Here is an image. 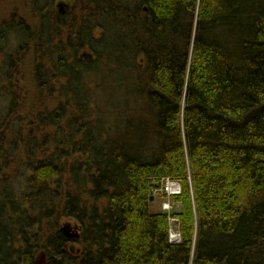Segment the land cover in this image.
<instances>
[{
	"label": "trees",
	"instance_id": "1",
	"mask_svg": "<svg viewBox=\"0 0 264 264\" xmlns=\"http://www.w3.org/2000/svg\"><path fill=\"white\" fill-rule=\"evenodd\" d=\"M57 1L0 19V264H264V0Z\"/></svg>",
	"mask_w": 264,
	"mask_h": 264
},
{
	"label": "rangeland",
	"instance_id": "2",
	"mask_svg": "<svg viewBox=\"0 0 264 264\" xmlns=\"http://www.w3.org/2000/svg\"><path fill=\"white\" fill-rule=\"evenodd\" d=\"M63 1L68 5V8L64 9V13H59L58 8L56 7V11L61 15L70 14L69 17L76 14V5L74 0H58L57 2ZM78 6V4H77ZM15 11L18 13V16L22 17L25 22L34 27L37 23V17L32 11L29 0H0V19L8 18L10 13ZM67 21V17H65ZM69 19V18H68ZM35 54L31 50L26 51L24 56L21 57L19 61V69H18V88L23 93L22 103H24V108H30L34 101L35 96V80H34V62ZM50 101V100H49ZM53 102V101H52ZM166 201L164 196L158 195L155 198L154 203L151 206V209L154 211H159L162 209V202ZM171 230L174 232L176 230V224L172 222Z\"/></svg>",
	"mask_w": 264,
	"mask_h": 264
},
{
	"label": "bare ground",
	"instance_id": "3",
	"mask_svg": "<svg viewBox=\"0 0 264 264\" xmlns=\"http://www.w3.org/2000/svg\"><path fill=\"white\" fill-rule=\"evenodd\" d=\"M59 12V11H58ZM181 193V184L178 180L172 179V178H163L160 185L157 187H154L152 190V197H151V206L155 201V198L158 195L164 196L166 201L162 202V209L159 211L165 212L169 215L170 220V231H169V240L172 243H177L180 241V232L178 229V225L176 223V219L172 217V214L175 212H178L180 209V205L177 203L172 202V196L179 195ZM154 211V210H152ZM157 212V211H154ZM172 222L176 224V230L173 232L171 230ZM78 232H75V234H71L74 238L78 237ZM179 235V238L175 240V237Z\"/></svg>",
	"mask_w": 264,
	"mask_h": 264
},
{
	"label": "water",
	"instance_id": "4",
	"mask_svg": "<svg viewBox=\"0 0 264 264\" xmlns=\"http://www.w3.org/2000/svg\"><path fill=\"white\" fill-rule=\"evenodd\" d=\"M56 7L58 8L59 13H64V9L68 8V5L65 4L63 1H61V2H57ZM65 233L68 235L67 230H65ZM178 238H179V235L175 237V240Z\"/></svg>",
	"mask_w": 264,
	"mask_h": 264
}]
</instances>
